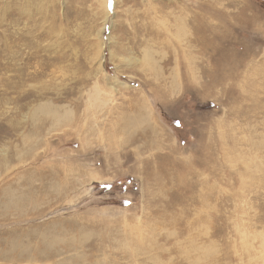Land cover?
<instances>
[{
	"label": "rangeland",
	"instance_id": "obj_1",
	"mask_svg": "<svg viewBox=\"0 0 264 264\" xmlns=\"http://www.w3.org/2000/svg\"><path fill=\"white\" fill-rule=\"evenodd\" d=\"M0 264H264V0H0Z\"/></svg>",
	"mask_w": 264,
	"mask_h": 264
}]
</instances>
